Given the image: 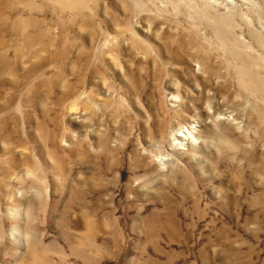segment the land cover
I'll return each mask as SVG.
<instances>
[{
  "label": "rangeland",
  "instance_id": "374dc122",
  "mask_svg": "<svg viewBox=\"0 0 264 264\" xmlns=\"http://www.w3.org/2000/svg\"><path fill=\"white\" fill-rule=\"evenodd\" d=\"M0 264H264V0H0Z\"/></svg>",
  "mask_w": 264,
  "mask_h": 264
},
{
  "label": "bare ground",
  "instance_id": "6f19581e",
  "mask_svg": "<svg viewBox=\"0 0 264 264\" xmlns=\"http://www.w3.org/2000/svg\"><path fill=\"white\" fill-rule=\"evenodd\" d=\"M194 132L190 131L189 129L183 131L182 129L179 130L178 133L175 134V146L179 149L184 148V145H190V142L194 140ZM183 146V147H182Z\"/></svg>",
  "mask_w": 264,
  "mask_h": 264
}]
</instances>
